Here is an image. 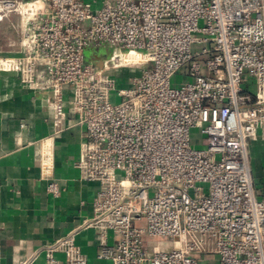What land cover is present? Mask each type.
<instances>
[{
    "label": "built area",
    "instance_id": "1",
    "mask_svg": "<svg viewBox=\"0 0 264 264\" xmlns=\"http://www.w3.org/2000/svg\"><path fill=\"white\" fill-rule=\"evenodd\" d=\"M10 15L21 50L0 69L50 90L56 133L66 105L84 128L90 224L116 237L99 243L101 264H264V184L249 163L250 140L264 141V0H0ZM100 46L114 54L98 68L85 50ZM120 68L139 72L112 102ZM36 157L47 165V150ZM57 245L64 263L50 252L47 264H87L71 237Z\"/></svg>",
    "mask_w": 264,
    "mask_h": 264
},
{
    "label": "crops",
    "instance_id": "2",
    "mask_svg": "<svg viewBox=\"0 0 264 264\" xmlns=\"http://www.w3.org/2000/svg\"><path fill=\"white\" fill-rule=\"evenodd\" d=\"M17 25L16 15L0 21V57L20 53ZM50 96V90L28 89L15 72L0 69V264H47L50 252L64 263L57 244L67 237L87 264H101L99 243L112 244L116 237L107 231L102 238L90 224L98 183L80 179L76 168L84 128L66 105L56 133ZM41 149L48 155L44 166L36 157ZM249 163L259 189L264 184L260 138L249 142ZM49 180L57 183V196L47 190Z\"/></svg>",
    "mask_w": 264,
    "mask_h": 264
},
{
    "label": "rangeland",
    "instance_id": "3",
    "mask_svg": "<svg viewBox=\"0 0 264 264\" xmlns=\"http://www.w3.org/2000/svg\"><path fill=\"white\" fill-rule=\"evenodd\" d=\"M85 1H90L93 2V6L98 7L100 5V2L102 0H85ZM94 1H96L98 4H96ZM98 48H102L103 49V57L104 60H108L110 57L113 56L114 54V49L109 47V46H100V47H96L95 50L96 52H100V50ZM93 51L90 52L89 49L85 50V58L87 61H89V57L93 56L94 54H92ZM90 62V61H89ZM139 72V68H120L117 70H114L112 72L113 76L116 79V85L115 88L112 90L111 95H110V100L112 102H118L120 101V96L117 95V91L119 88H124L128 85V79L131 75H133L135 72ZM182 81L181 75H180V71L171 78V83L172 84H176L178 85L180 82ZM201 137L200 135L197 134V130L192 129L191 130V145L195 148H202L203 146L201 145ZM257 149L253 148L251 153H257L256 151Z\"/></svg>",
    "mask_w": 264,
    "mask_h": 264
},
{
    "label": "water",
    "instance_id": "4",
    "mask_svg": "<svg viewBox=\"0 0 264 264\" xmlns=\"http://www.w3.org/2000/svg\"><path fill=\"white\" fill-rule=\"evenodd\" d=\"M100 50V52H96L95 48H90V52H92V54H94L93 56L89 57V61L94 64L96 67L100 68L103 64L104 61V57H103V49L102 48H98Z\"/></svg>",
    "mask_w": 264,
    "mask_h": 264
},
{
    "label": "trees",
    "instance_id": "5",
    "mask_svg": "<svg viewBox=\"0 0 264 264\" xmlns=\"http://www.w3.org/2000/svg\"><path fill=\"white\" fill-rule=\"evenodd\" d=\"M87 61V60H86ZM137 73V71L134 73V74H136Z\"/></svg>",
    "mask_w": 264,
    "mask_h": 264
}]
</instances>
